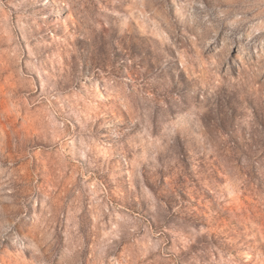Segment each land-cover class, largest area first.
I'll use <instances>...</instances> for the list:
<instances>
[{
	"label": "rangeland",
	"instance_id": "obj_1",
	"mask_svg": "<svg viewBox=\"0 0 264 264\" xmlns=\"http://www.w3.org/2000/svg\"><path fill=\"white\" fill-rule=\"evenodd\" d=\"M0 264H264V0H0Z\"/></svg>",
	"mask_w": 264,
	"mask_h": 264
}]
</instances>
